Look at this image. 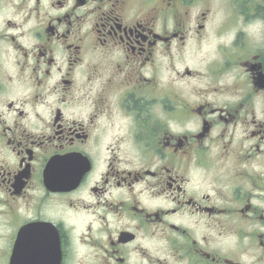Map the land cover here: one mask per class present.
<instances>
[{"label": "flooded vegetation", "instance_id": "af4514ba", "mask_svg": "<svg viewBox=\"0 0 264 264\" xmlns=\"http://www.w3.org/2000/svg\"><path fill=\"white\" fill-rule=\"evenodd\" d=\"M0 264H264V0H0Z\"/></svg>", "mask_w": 264, "mask_h": 264}]
</instances>
